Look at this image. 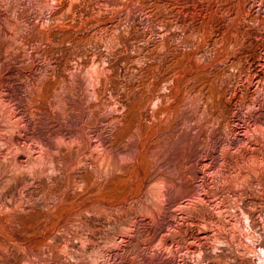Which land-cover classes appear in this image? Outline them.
I'll list each match as a JSON object with an SVG mask.
<instances>
[{"label": "rangeland", "instance_id": "obj_1", "mask_svg": "<svg viewBox=\"0 0 264 264\" xmlns=\"http://www.w3.org/2000/svg\"><path fill=\"white\" fill-rule=\"evenodd\" d=\"M0 264H264V0H0Z\"/></svg>", "mask_w": 264, "mask_h": 264}]
</instances>
